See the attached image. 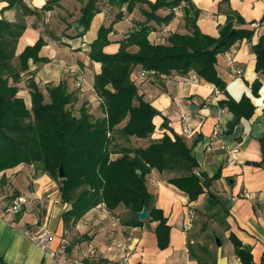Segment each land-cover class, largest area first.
Here are the masks:
<instances>
[{"label": "crops", "instance_id": "0c3cea01", "mask_svg": "<svg viewBox=\"0 0 264 264\" xmlns=\"http://www.w3.org/2000/svg\"><path fill=\"white\" fill-rule=\"evenodd\" d=\"M23 1L39 13L26 17L27 28L18 40L15 63L19 65L24 50L41 38L44 44L29 56L26 69L21 71L18 96L31 107L30 80L38 83L46 98L48 86L64 83L75 94L76 106L87 101L96 118L105 115L94 86L102 64L91 58L90 51L102 26H112L106 53L118 52L121 43L143 22L151 27V43H167L175 32H190L185 8L191 3L199 11L196 25L203 33L219 36L220 25L226 23L228 10H232L243 20L235 27L253 30V35L240 37L229 50L217 55L216 69L226 83V92L194 71L142 76L143 68L138 65L132 72L139 93L156 111V128L148 138L133 136L131 140H143V145L136 146L145 147L165 134L183 136L198 161L195 173L201 179L217 175L198 200L191 201L184 190L170 182L175 173L154 168L147 176L148 189L153 194V206L167 219L159 230V220L152 219L149 209L147 219L137 215V220L123 204L113 211L99 204L76 223L65 225L63 213L71 204L62 200L59 182L46 172L36 171L32 164H20L6 170L5 176L16 194L30 198V204L21 214L0 218V264H55L24 233V229L36 231L42 226L54 232V247L65 237L70 255L85 264H121L122 247L129 244L132 264H264V75L256 72L253 51L264 33V0H187L175 11L174 19L160 24L147 20L142 13L141 8L150 10L147 4H137L128 11L127 5L119 8L102 0L83 35H78L82 29L78 21L87 0H56L47 10L43 7L53 0ZM7 6L8 1L0 0V18L16 20L18 8ZM169 11L161 8L157 13L163 16ZM127 49L137 52L139 45L134 42ZM259 76L262 87L259 96H254L251 85ZM82 81L86 87L80 86ZM243 95L251 99L255 111L236 122L235 115L219 102L229 97L240 101ZM185 125L192 134L184 132ZM237 125H241V131L235 135ZM216 126L220 133L214 136ZM119 143L124 141L120 139ZM235 146L240 151L230 165L227 151ZM189 208L194 209V215L187 228ZM90 246L96 249L93 255L88 251Z\"/></svg>", "mask_w": 264, "mask_h": 264}, {"label": "trees", "instance_id": "16d2710c", "mask_svg": "<svg viewBox=\"0 0 264 264\" xmlns=\"http://www.w3.org/2000/svg\"><path fill=\"white\" fill-rule=\"evenodd\" d=\"M6 1V9L18 8V17L14 21L0 18V173L20 164H32L36 171L51 175L59 182L62 200L71 204V208L63 213L65 225L76 223L99 204H105L109 211L123 204L137 220V213L147 207L152 219L159 220V230L167 219L153 206V194L148 189L147 176L154 168L175 173L170 182L184 190L191 201L198 200L205 191L204 187L217 175L201 179L195 173L198 161L183 136L175 132L174 138L165 134L160 139L151 140L145 147L119 143L121 136L128 142L133 136L148 138L156 128L153 122L156 111L139 93L132 72L138 65L143 69H156L157 74H170L174 70L184 74L194 71L226 92V83L216 69L217 55L229 50L240 37L253 35V30L235 27L243 23L241 17L228 10L226 23L220 25L219 36L214 37L203 33L196 25L199 11L190 3L185 8L189 33L175 32L167 38V43L154 44L148 39L151 27L143 22L139 30L121 43L118 52L112 54L104 51L110 42L108 34L112 26H102L90 51L91 58L102 64L94 86L105 115L96 118L87 101L80 106L79 114L73 110L76 96L64 83L48 86L49 100L46 101L38 83L30 80L27 86L31 89V107L18 96L20 73L26 69L29 56L44 44V39L26 48L20 55V64H16V48L27 28L26 17L39 11L30 8L23 0ZM100 1L87 0L82 6L78 21L82 29L78 35H83L90 27L99 11ZM55 2L51 1L43 10L50 9ZM107 2L119 8L127 5L128 11L137 4H147L150 10L141 8L142 13L147 20L159 24L169 23L175 17L174 8L182 2L188 3L187 0ZM161 8L170 11L162 16L157 13ZM134 42L139 45L137 52L127 49ZM253 51L256 72L262 76L264 33L253 45ZM260 76L251 85L254 96H259L262 87ZM219 103L235 115L236 122L242 117L249 118L255 111V105L246 95L240 101L229 97ZM163 125L167 126L166 123ZM261 147L264 154V136ZM114 153L118 156L113 157ZM60 164L64 166V178L59 177Z\"/></svg>", "mask_w": 264, "mask_h": 264}, {"label": "built area", "instance_id": "2783aa9c", "mask_svg": "<svg viewBox=\"0 0 264 264\" xmlns=\"http://www.w3.org/2000/svg\"><path fill=\"white\" fill-rule=\"evenodd\" d=\"M184 5L182 2L180 5L176 6L174 10L180 9ZM50 16V14H49ZM258 27V23L254 24ZM156 69H143L141 72L142 76H155L157 75ZM80 86L86 87L85 82L82 81L79 83ZM184 118H186L184 116ZM184 132L192 134V130L185 125ZM220 133V127L216 126L214 129V136H217ZM240 151L239 146L231 147L227 151L228 164H234L237 160V155ZM245 196L250 198L251 194L248 191H245ZM30 204V198L25 194H16L11 181L8 179L5 181V177L0 173V218H5L7 216H14L21 214L24 209ZM107 209V208H106ZM189 217L190 221L186 223V227L190 226V222L193 219L194 209L189 208ZM15 225V222H12ZM24 233L28 236L34 244H36L43 252L44 255L55 264H85V261L79 258L72 257L68 251L69 242L65 237H62L59 241V244L54 247V232L48 227L42 226L36 231L30 229H24ZM131 244L122 247L121 251V264H132L131 255L133 249H131ZM90 254H95L96 249L94 246H90L88 249Z\"/></svg>", "mask_w": 264, "mask_h": 264}, {"label": "water", "instance_id": "95a60500", "mask_svg": "<svg viewBox=\"0 0 264 264\" xmlns=\"http://www.w3.org/2000/svg\"><path fill=\"white\" fill-rule=\"evenodd\" d=\"M232 33H234V31H232ZM240 131H241V125H237L235 128V132H234L235 135H238L240 133ZM58 172H59L60 178H64L66 176L63 164H60ZM137 215H138L139 219H147L150 214H149L148 208L143 207V209L141 211H139L137 213Z\"/></svg>", "mask_w": 264, "mask_h": 264}, {"label": "rangeland", "instance_id": "374dc122", "mask_svg": "<svg viewBox=\"0 0 264 264\" xmlns=\"http://www.w3.org/2000/svg\"><path fill=\"white\" fill-rule=\"evenodd\" d=\"M49 100V98H46V101H48ZM80 104H81V102H80ZM80 104L79 105H77L76 106V104L74 105V106H72V108H73V110L76 112L77 111V109H78V107L80 106ZM98 106V105H97ZM99 108V107H98ZM122 141H124V142H126V143H129V144H132V145H143L145 142L143 141V140H137V138H132V140H133V142L131 143V141L132 140H129V142L125 139V138H123L122 136H121V138H120ZM2 174L3 175H6L4 172H2Z\"/></svg>", "mask_w": 264, "mask_h": 264}]
</instances>
